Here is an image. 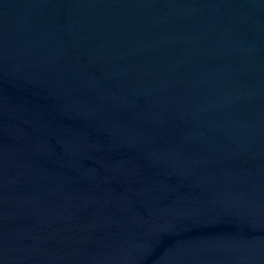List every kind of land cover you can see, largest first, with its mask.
<instances>
[{"label":"water","instance_id":"95a60500","mask_svg":"<svg viewBox=\"0 0 264 264\" xmlns=\"http://www.w3.org/2000/svg\"><path fill=\"white\" fill-rule=\"evenodd\" d=\"M0 264H264V0H0Z\"/></svg>","mask_w":264,"mask_h":264}]
</instances>
